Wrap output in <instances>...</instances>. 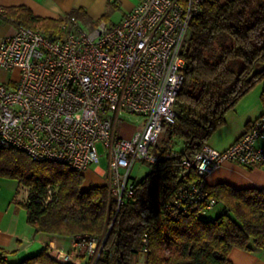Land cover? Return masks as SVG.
I'll use <instances>...</instances> for the list:
<instances>
[{"label":"built area","instance_id":"1","mask_svg":"<svg viewBox=\"0 0 264 264\" xmlns=\"http://www.w3.org/2000/svg\"><path fill=\"white\" fill-rule=\"evenodd\" d=\"M205 1L139 0L118 23L99 20L86 26L65 14L50 32L17 26L0 43V68L16 71L15 79L0 83V147L83 174L105 156L107 166L100 176L119 206L133 194L132 168L137 162L157 161L150 148L163 125L174 123L183 82L181 47L190 20ZM124 113L142 117L130 138L116 134ZM225 161L264 167V113L226 149L205 143L193 159L183 162L187 182L165 205V216L178 218L198 204L202 212L211 209L217 200L209 194L205 177ZM192 172L196 177L188 180ZM57 200L56 191L48 187L41 203ZM104 239V234L76 236L72 243L85 245L89 264H94ZM51 255L78 264L73 252L56 250Z\"/></svg>","mask_w":264,"mask_h":264},{"label":"trees","instance_id":"2","mask_svg":"<svg viewBox=\"0 0 264 264\" xmlns=\"http://www.w3.org/2000/svg\"><path fill=\"white\" fill-rule=\"evenodd\" d=\"M0 10L4 22L46 32L62 20L35 16L24 6ZM69 14L91 22L83 7ZM181 56L183 82L174 123L163 125L150 148L157 161L133 181V194L119 206L105 184L85 187L84 174L65 164L35 161L19 150L0 147V175L16 178L27 188V199L16 203L25 208L27 222L36 232L72 238L104 234L94 264H132L139 253H144L145 264H232L228 254L233 248L264 249V189L205 182L217 200L211 209L202 212L198 204L178 218L164 213L165 205L187 182L183 162L194 158L246 93L264 83V0L205 1L190 20ZM260 99L264 104V90ZM195 177L192 172L188 180ZM48 187L58 200L43 206ZM220 202L224 209L215 219L201 218ZM0 264L12 263L0 254ZM17 264L74 263L55 259L45 248Z\"/></svg>","mask_w":264,"mask_h":264},{"label":"crops","instance_id":"3","mask_svg":"<svg viewBox=\"0 0 264 264\" xmlns=\"http://www.w3.org/2000/svg\"><path fill=\"white\" fill-rule=\"evenodd\" d=\"M109 1L0 0V7L24 6L30 9L35 16L56 20L61 19L65 14H69L73 8L83 7L91 22L80 21L86 26H92L104 14L106 4ZM120 1L123 9L122 18L139 2V0ZM15 30L14 24L0 20V43L5 37L12 35ZM262 90H264V83H258L246 93L225 114L224 124L210 135L206 144L216 150H224L231 145L249 123L264 113V104L260 99ZM103 171L104 169L101 167H94L93 171H86L84 173V186L103 184V179L99 176ZM90 173L99 177L100 180H91ZM205 182L208 185L226 183L234 188L256 187L264 189V167H243L234 161H225L205 177ZM16 201L15 196L3 195L0 191V254L6 258L7 262L17 264L47 248L50 254L56 250L73 252L78 264H89L90 256L85 252V245L74 247L72 237L36 232L27 222L25 208ZM228 257L232 264H264V249L246 251L233 248Z\"/></svg>","mask_w":264,"mask_h":264},{"label":"rangeland","instance_id":"4","mask_svg":"<svg viewBox=\"0 0 264 264\" xmlns=\"http://www.w3.org/2000/svg\"><path fill=\"white\" fill-rule=\"evenodd\" d=\"M104 14H106V17L101 19L102 21H105L107 23H118L121 20L122 14H123L121 1L115 0V1H111L107 3ZM8 78L15 79L16 71L9 72V71H5L2 68H0V83L6 82ZM141 123H142L141 116L133 115L130 113H124V120H123L122 127L116 128V134L121 135L122 137L130 138L133 135V133L141 127ZM98 149H99V152L102 151V148L100 146H98ZM106 166H107V162L104 156L100 159L97 165L91 166L89 170L93 171L94 167H101L102 169H105ZM149 170H150L149 163L137 162L131 170V180L137 181L141 179ZM90 175L92 176L91 180H94V181L100 180V178L97 176H94L93 173H90ZM101 178L103 179V177ZM0 191L3 195H9L11 197L15 196L16 200H19V201H25L28 196L27 188H25L18 181V179L6 178L1 175H0ZM223 209H224V204L220 202L214 207V209L208 211L205 214H202L201 218L203 220H213L220 214L221 210ZM84 249H85L86 254L90 256L89 250L87 249V247H84ZM144 257H145L144 253H139L135 255L132 261V264H145Z\"/></svg>","mask_w":264,"mask_h":264}]
</instances>
